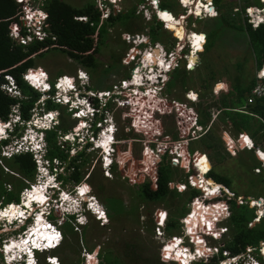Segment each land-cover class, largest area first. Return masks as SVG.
<instances>
[{"label": "rangeland", "instance_id": "1", "mask_svg": "<svg viewBox=\"0 0 264 264\" xmlns=\"http://www.w3.org/2000/svg\"><path fill=\"white\" fill-rule=\"evenodd\" d=\"M40 1L41 0H22L21 10L26 11L25 7L29 5L28 7L33 9L32 11H35V14H40L42 13L41 11H43V9L39 7ZM65 1L71 5L77 6L85 0ZM144 1L145 0H119L115 6L108 2L111 4L109 9H103L105 13L109 12V10H114L116 13L120 11L123 14L129 12L130 9L135 11L133 15L127 18L122 16L113 23L114 25H109L107 29L108 33L105 38L106 42L100 46L99 52L95 55L99 62L97 67L89 70L74 58L69 57L65 52L59 49H49L43 55H32L35 65L28 69V71L32 70V73L46 72L48 79H55L62 74H67L69 76L74 75L76 70L82 69L88 75L89 88L94 91L111 89L113 83H118L119 80L126 78L128 75L130 76L134 64L128 55L131 44L127 43L124 36L126 34L136 35L140 32L145 34V32L149 31L150 27L148 26L153 23V20H158L155 12L150 10L146 16L142 13H136L135 5H141L142 3L140 7L145 6V4H143ZM166 1L174 3L172 7L167 8L171 10L174 15L180 13L178 17L181 19L183 18V21L175 25V27L169 22L171 30L164 27L161 28L159 30V38L157 39V41L165 45L167 49L168 46L173 44L175 46L174 51L178 54V57H181V59H178L179 66L166 75V80L169 81L167 84L169 90L166 96L175 99L176 102L173 103L171 108L168 105L169 101L166 102L170 111L167 109L168 111H165V113L163 110H160L161 107L154 106H152L151 109L138 107L133 111L125 112L124 110H118L114 113L118 128L116 133L118 142L115 155L112 157L114 164L112 163L113 165L110 166L109 173L102 167V163L106 160V157L102 156L103 160L101 161L99 150H90V148L85 149L86 159L79 158L77 161L82 162L80 168L82 178L78 183L88 184L90 186L91 191L96 196V203H98L101 208L105 209V218L100 222L94 219L93 216H89L88 223L84 226H75L76 224L73 225L71 223L72 227L70 225H65V223L60 226V223L57 221L62 222L64 217H59L60 213L58 210L53 211L52 218H50L51 221L56 222V225L60 226L62 232H66H63V240L59 247L53 251L37 255V264H48L45 261V257L48 254L57 256L59 258V264H85L83 255L86 251L90 252L93 256L95 255L98 259V264H177L174 263L170 257H167L168 252L163 253L160 251L161 245H159V242L154 237V226L157 217L155 213L156 210H165L168 221L170 213L176 211V206H179L183 202V198L166 196L161 201L150 202L146 200L142 202L138 192L143 181L155 180L156 167L155 164L153 166L152 163L154 162L153 160H155V163H159L157 161H159L162 154H164L166 146H173V144L178 146V143H180L179 146L181 147L188 145L191 151L195 150L194 154L198 153L195 160L197 164H205V162L210 164L206 156L199 153L204 151L210 158L211 165L215 171L231 178L232 184L230 187L236 190L237 193L245 197L260 196L264 198V164L261 165V162L256 159V162L261 165V173L259 172V174H255V167L253 168L255 173H252L249 167L241 166L238 160L245 159L251 163L253 159L256 158L254 155L255 153L247 150L246 147L245 149L239 150L236 148L235 151L234 146H237V142L241 141V138L239 135H236V138L234 137L235 131L226 119L224 122H221V119H224L223 117L220 120L216 118L215 122L212 124L211 133H214V135L217 134L221 142L217 146V150L206 148V144L208 146L209 142H217L216 138L209 139L205 137V139L202 140V138L199 137L192 141L188 138L187 140L182 139L186 131L187 115L198 114V105L194 102L195 100L191 98L189 95L190 93L194 94L196 98L197 95H200V101L203 100V103H208L212 100H217L221 94L225 92L224 90L231 89V87L237 83L245 85L256 74L255 52L247 40L248 37L243 31V28L230 27L226 22H233V24L236 25L243 24L245 26L246 21L243 22L242 13L235 12V8L241 7L243 11V7L246 4L261 6L262 3L260 0H219L221 6L218 8L217 16L203 17V13H199L201 14L200 16L195 15V8L199 4V6L202 7V2L206 0H190L195 6L188 5L190 7L189 15H187L184 8L181 6L180 0ZM111 13L112 12H110V14ZM164 14H167L171 18H177L169 12H164ZM219 15L222 16L218 18ZM232 17L234 21H230ZM36 25L39 27L36 33L38 37L41 38L43 36V33L40 31L41 25L37 23ZM14 26L15 24L12 25V33L17 36L20 27L17 25L18 27L14 28ZM181 26L183 29L180 30ZM191 31H195L193 34L195 38L201 36L203 39L204 34L198 32H206L208 35V42H212L213 46L208 50L205 48L202 49L204 42L202 39L199 47H196V52L199 53L197 57L198 62L194 67L191 63L190 69H192V67L193 69L187 70L184 67V59L189 52V43L186 37ZM94 36L97 38L96 33ZM195 38L192 39L196 44L197 41ZM139 59L140 56L138 57V60ZM177 72L179 76L173 80ZM219 85H223V87H218ZM17 94L20 95L18 92ZM246 98L247 96L245 97V103L241 106H237V108L241 109L245 107ZM41 99L42 97H39L38 101ZM177 103L178 105H176ZM180 104H182L181 108L177 109ZM36 105L37 104L30 110L31 113L32 110L36 111L35 114H31V117L36 120H41L40 115L48 110L45 109L44 106ZM58 111L59 114L57 113L55 116H58L60 124L63 122L64 127H67L68 130H71L74 126H81V124H79L80 121L68 116L65 107L58 106ZM146 111L151 112L152 117L142 124L141 117L145 115ZM133 112H137V114L133 115ZM214 113H216L215 108ZM135 116L138 119L137 123L134 121ZM43 118V120L50 122L49 116L48 119L45 117ZM38 122L41 124L40 121ZM260 122L263 124L262 120H260ZM146 124L152 127L149 128ZM155 130L163 132V134L159 135L156 144V148L160 151L157 152L154 150L152 152L145 149L144 153H142L140 165H138V158L141 150H143L145 137L154 134ZM204 131L205 130L200 132L202 133ZM22 132H24V128L19 129V134ZM171 132H177L179 138L173 139ZM201 133H197V136H200ZM153 136L155 135H152V137ZM138 137L142 140H138ZM154 140H156V137L152 139V141ZM58 141L61 143L62 149L68 152L69 156H75L77 151L82 150L81 146H78L74 150L71 149L69 147L70 143L63 142L60 138ZM256 141L264 151V136H258ZM169 159L172 162L171 156ZM59 160L60 159H58V161ZM68 161L69 160H62L61 164L67 165ZM6 162L7 158L0 157V168L3 170L2 175L9 180L5 181L4 186L8 187L9 182H12L10 184L13 188V182L18 181L17 178H19L18 176L21 177V175L16 172L15 168L9 166ZM171 164L174 166L173 170L175 173L172 179V188L183 195L187 187L184 185V182L180 180V175L186 171L185 169H188L187 164H189V168L192 169L193 172L196 173V171L185 157H182V162L179 164L174 162ZM183 164L185 167H183ZM41 180V175H37L36 168L34 178L32 180L24 179V182L30 186V184L33 183L38 184ZM72 184H74V182L68 181L65 186H70ZM83 186L85 187V185ZM32 189H34V186H32ZM22 197H24V194L21 192L20 199H22ZM24 201L26 203L28 202L27 197H25ZM247 208L252 209L250 207ZM196 211L200 213L201 208L196 209ZM12 216H15V214L11 215V217ZM204 216L210 217L211 210L207 209ZM191 219L193 225L199 224L200 217L198 215L192 216ZM19 226L20 224H14L3 228V234L0 235L2 237L1 242L3 238L6 241L7 239L18 237L17 232H21ZM180 230L181 226L176 233H179ZM172 233H175V231H172ZM166 234L168 233L166 232ZM196 234L197 228H192V237L196 238ZM163 241L165 242L166 238ZM198 242H200V240L196 241L197 244ZM171 246L168 247L167 250H175L182 256L184 262H186L187 257H190L187 253L183 254L181 249H172ZM90 260L93 259L91 258Z\"/></svg>", "mask_w": 264, "mask_h": 264}, {"label": "trees", "instance_id": "2", "mask_svg": "<svg viewBox=\"0 0 264 264\" xmlns=\"http://www.w3.org/2000/svg\"><path fill=\"white\" fill-rule=\"evenodd\" d=\"M171 3L166 0H160L162 8L168 9L167 7H172L174 3ZM213 4L217 10L221 6L219 0H213ZM39 7L46 13L45 23L43 24L46 36L39 38L37 33H32V39L22 43L11 34L13 24L20 27V38H25L28 33V30L24 26L21 4L17 0H0V117L3 119L7 118L13 104H18L21 116L26 120L29 119L31 115L30 110L39 100L40 93L22 77L24 72L35 65L33 54L43 55L49 49H59L69 57L77 60L82 66L89 70L93 69L99 64L95 55L99 52L100 46L106 42L105 38L109 25H114L113 23L122 16L127 18L134 14V10L130 9L129 12L124 14L122 12L116 15L110 14L107 19L101 22L100 11L94 0L82 1L77 6L67 3L65 0H41ZM165 12L167 11L165 10ZM78 16H86L87 20H79L76 18ZM221 16L219 15L218 18ZM230 21H234V18L232 17ZM226 23L230 27L243 28V31L248 37L247 40L254 49L256 67L259 68L264 63V23L256 28H252L250 24L244 26L243 24L236 25L228 21ZM150 28L153 39H158L160 34L158 31L161 29L159 22L154 21ZM95 33L97 34V38L94 36ZM212 46V42H208L207 35L205 49L208 50ZM5 75L12 76L19 90V96H14L2 88V84L7 83ZM177 76L178 72L177 75L175 74V78ZM255 81L256 77L254 75L245 85L237 83L231 89L224 90L225 92L217 100H212L208 103H203V100L200 101L201 96H198V125L204 127V130L208 127L200 137L202 140L205 137L209 139L216 138L217 140L215 143L209 142L208 146L206 144V148L217 150V146L221 143L218 135L211 133L214 122L209 125L211 119L210 108L212 107L220 110L217 120L223 117L224 119H221V122H224L226 119L232 125L235 131L234 136L242 135L243 131H245L255 139V145H258L256 141L258 136H264L263 124L258 118L252 115L233 110V108H237V106L245 103V97L249 94ZM44 105L46 109L56 108V104L50 100H46ZM247 110L264 116V104L260 100L249 104ZM136 114L135 112L133 115ZM137 120L135 116L134 121L136 123ZM67 129V127H64L63 122H61L56 129L47 131L48 157L51 159L59 158L61 160H69L66 166L72 168V170L63 179L66 182H79L82 178L80 170L82 162L77 161L79 158L86 159V153L85 149H82L75 156H69L68 152L62 149L61 144L57 140L58 130L65 132ZM178 135L177 132H171L173 139H178ZM187 135L183 136L185 137ZM240 146L242 147V144ZM190 152L193 154L195 150H190ZM169 157L167 152L162 154L157 166V178L154 181H143L138 192L142 202L146 200L150 202L161 201L166 196L183 198V202L179 206H176L175 212L170 213V217L165 224V230L168 233H172V231L179 229V218L186 211V203L194 195L198 194L199 190L191 186L192 180L198 178V176L189 168V165L187 166L188 169H185L186 171L180 175V180L184 182V185L188 189L186 188L185 193L181 195V193L172 188V179L175 173L173 170L174 166H172ZM135 160L137 161L136 158ZM238 161L241 166L249 167L252 173H255L253 171L254 167L260 166L256 162V158L251 163L245 159ZM6 163L15 168L21 177L18 176L20 179L17 178L18 181L13 182V188L10 184L12 182H9V186L5 187V181L9 180L6 177L4 178L2 175L3 170L0 168V207L10 202L18 203L21 191L23 188L28 187L24 179L32 180L36 171L35 162L29 153L16 154L8 158ZM195 164L200 174L210 168V164L207 162L205 164H197L196 162ZM206 177L208 180L222 183L224 186L230 187L232 184L230 177L216 172L214 168L206 174ZM200 187L203 190H207V192H213V190H209L210 186H207L205 181L200 182ZM228 202L230 203L231 211L226 221L229 227L227 247L233 252H239L248 246L256 247L261 240H264V214L258 222L252 224L251 222L258 212L255 207H250L248 204H240L235 198H230ZM247 207L252 209H248ZM68 221L65 222V225L71 226L70 221ZM88 263H95V259L90 260Z\"/></svg>", "mask_w": 264, "mask_h": 264}, {"label": "clouds", "instance_id": "3", "mask_svg": "<svg viewBox=\"0 0 264 264\" xmlns=\"http://www.w3.org/2000/svg\"><path fill=\"white\" fill-rule=\"evenodd\" d=\"M21 2L22 1H20L19 3L21 4ZM154 2H155V0H154ZM182 2L188 3L189 0H182ZM260 2L263 5V2L261 0H260ZM208 3L211 4V0H208ZM190 5L192 6L193 4L191 3ZM247 5H252V4H246L244 6H247ZM26 6H29V5H26ZM254 6H257V5H254ZM197 7L199 8L200 6L198 5ZM135 8H136V5H135ZM161 8H162V6H161ZM243 9H244V7H243ZM163 10H166L167 12L171 13L174 17H178L180 14V13H177L176 15H174L170 10H168L166 8H163ZM21 11H22L21 13L23 14V10H21ZM41 12L42 13H40V14H34V15L37 19V24L41 25L40 31L44 32L43 24L45 23L46 13L44 11H41ZM236 12H239V11H236ZM118 13H120V12H117L116 14H118ZM111 14H113V12ZM116 14H113V15H116ZM197 14H199V12H197ZM210 14L215 15L216 13H215V11H211ZM217 14H218V10H217ZM100 15H101V11H100ZM41 17H43V18H41ZM78 17H82V16H78ZM78 17H76V18L79 19ZM84 17H86V16H84ZM107 18H105V19H107ZM100 19H101V17H100ZM105 19H101V20H105ZM79 20H83V19H79ZM86 20H87V18H85V20H83V21H86ZM154 21L159 22V24L161 25V28H163L162 20H160L158 18V20L154 19L153 23H154ZM262 23H264V22L263 21L260 22L259 25ZM246 24H248V23H246ZM148 27H151V25ZM164 28L171 30L170 27H164ZM252 28H256V27H252ZM18 30H19V34L17 36H15L12 33V29H11V34L14 36V38L20 39V28ZM36 30H39V27L36 25V21H35V25L32 28L31 35H32V33H36ZM200 33L204 34V42L202 45V49H203L206 46L207 34L204 31H202ZM149 35H150V38H151L153 43L159 42V41H157V39H153V36L151 33V28L149 29ZM31 39H32V36H31ZM31 39L27 38L25 42H27ZM20 42H22V41H20ZM25 42H22V43H25ZM187 42L189 43V49H190V41L188 38H187ZM172 46L174 47V45L172 44L171 46H168V49H167L165 47V45H163L162 48L166 49V51L168 52ZM157 51H158V47H157ZM256 70H257L256 74H257V72L260 73V71L262 70L263 72H261L260 75H264V63L259 68L256 67ZM30 73L31 72L27 70L26 72H24L22 74V77L30 86H32L35 90H37L40 93L39 97H42V99L37 102V105H41V106L45 107L44 102L46 100H50L52 103L56 104V108L47 109L48 110L47 112H44L40 115L41 120L33 119L31 117V115H30V118L26 120L21 116L18 104H13L11 106V109H10V112H9L7 118L3 119L0 117V124L2 126H6V127H4L3 133L0 134V157L8 159V158H11L12 156H14L16 154L29 153L32 155V159L35 162V167L37 168V175H41V178H42V180L40 182H38V184L33 183V184H30V186L23 188V190L21 192L24 194V197H22V199H20V196H19V202L18 203L10 202V203H6L4 205H1V207H0V213L3 210H5L7 208V206L15 205V206L19 207V212H17L15 214V216L11 217V215L10 216L2 215L3 218H1V216H0V231H1L0 235L3 234V228H5L7 226H12L14 224H20L19 230H21V232H17L18 237L14 238V239H7L5 241L3 238L2 242H1L2 237L0 236V264H37V260H38L37 255L38 254L53 251L57 247L60 246V244L62 243V240H63V232H62L60 226L63 225V223H65L67 220H69L70 223L73 225L76 224L75 226H78V225L84 226L88 223L89 216H93L94 219H96L100 222L106 216L105 209L101 208L100 205L98 203H96V196L91 191L90 186L88 184H82V183L80 184L78 182H74V184H72L70 186H65L68 181L66 182L63 179V177L68 176L70 174L72 168H68L64 164L62 165L61 164L62 160L60 159L58 161L59 158H52L51 159L48 157V142L46 140V133L49 130L56 129L60 125V119H58V116H55V114H57V113L59 114L58 106L65 107V110H66L68 116L72 117L73 119L80 121L79 124H81V126H78V127L74 126L71 130L67 129L65 132H60L58 130L57 140L60 138V140H62L63 142L70 143L69 147L73 150L75 148H77L78 146H81L82 149H89L90 148V150H99L101 161L103 160L102 156L106 157V160L103 161V163H102V167L106 171L108 170L107 171L108 173H109L110 166L114 164L112 157L115 155L116 146H117V142H118V139L116 138V133H117L118 128H117V124L115 121L114 113L118 110H125V108H126L125 105H120L117 103L116 100H114V98L118 96L117 94H113L111 97H108L105 104L100 105L98 97H91L86 93L87 89L92 90L91 88L88 87L89 86L88 75H87V78L84 80V82H86V83H84V85H85V87H84V85L82 83L83 81L77 76V70L75 71L74 75H70V76L67 74L59 75L61 79L58 82L59 83L58 86H56L55 84H56L59 76L56 77L55 79H48V75L46 72H40L39 82L34 83L31 79H29ZM256 74H255V77H256ZM5 78L7 79V83H3L2 88L14 96H19L17 94V92L19 93V90H18L17 86L15 85L16 83H15L14 79L12 78V76L5 75ZM174 79H175V77L173 78V80ZM66 81H70L71 86H69L67 83H65ZM168 82H169L168 80L165 81L163 89L161 90L164 93L157 94V97H160V96L163 97V95H165L164 96L165 99L162 102H164L166 109H168V105L171 106V104L176 102L175 99H172V98H169L166 96V95H168V90H169L167 88ZM45 85H47V86L45 87ZM218 87H223V85H219ZM98 91H100V90H98ZM56 93H58L59 96L64 95L65 101L64 100L62 102L55 101L54 99H55ZM189 95L191 96V98L193 100H195L194 102L198 105L197 99H198V96H200V95H197V98L195 97L194 94L190 93ZM86 98H89L91 100L92 105H90L85 100ZM117 98H119V97H117ZM166 102H168V105L166 104ZM70 103L72 104V109L68 110V105ZM92 106L95 110H89L90 108H92ZM248 106H249V104H247V102H246L245 107H243L241 109L240 108H233V110L245 112L249 115H252V116L258 118L255 113L247 110ZM45 109H46V107H45ZM78 110H80L79 116L72 115L73 113L77 112ZM168 110L170 111V109H168ZM168 110H166V111H168ZM54 111H56V112H54ZM215 111L216 112L218 111V113H214V107H212L210 109L211 119H210L209 125L212 122H215L217 116L219 115L220 110L215 108ZM35 112L36 111L32 110L31 114H33V113L35 114ZM213 114H215V116H213ZM48 116H49L50 122H48L47 120H43L44 119L43 117L48 119ZM198 120H199V116H198ZM38 121H40L41 124ZM186 121H188V120H186ZM198 127H199V130H197V133H201L200 131H203L204 127H201L199 125H198ZM21 128H24V132L19 134V129H21ZM101 130H104V133L111 131L110 133L106 134L109 136V138H107L106 148L98 145V143H100L103 140V138L105 137L104 133H102ZM77 131H78V133L76 134L75 132H77ZM204 132H202L200 134V136ZM66 134H69L68 138L64 137ZM186 134H188V135L183 137L182 138L183 140L184 139L187 140V138H188L189 140L192 141V140L198 139L200 137V136H197V138L191 139V137H192L191 132L188 131ZM240 136L242 137L241 149H245V147H246L247 150L253 151L255 153L254 155H255L256 159L262 163V164L260 163L261 165H263L264 162H262V160L259 159V156L257 154L258 151H256V148L259 147V149L264 153V151L260 148V145L259 144L255 145V139L245 131H243L242 135H240ZM246 136L251 140V142L249 141V143H248L249 148L246 145L247 142H245V140H244V137H246ZM128 138H134V137H128ZM158 138H159V135H157V139L153 141L155 143L153 147H156ZM138 140H141V139L138 137ZM58 143H59V141H58ZM59 144H61V143H59ZM167 147L170 148L171 146H166V149H167ZM186 148L189 152V156H187V157L185 156V157H186V159H188L189 163H191L193 168L195 169V165L193 164V159L197 158L196 155L198 153L192 154L188 148V145L186 146ZM166 149L164 150V153L167 152L169 154V156L172 157V155ZM182 150L183 149H181L180 151H182ZM199 153L205 155L206 159L210 162V168L208 170H206V174H207L213 168L211 165L210 158L208 157L207 153H205L204 151H201ZM261 155H262V157H264V154H261ZM160 159H159V161H160ZM159 161H157V162H159ZM181 162H182V159H181ZM154 164L156 167V174L154 176V179H156L157 178L158 163H154ZM187 165H189V164H187ZM261 165L257 166V167H261ZM183 167H185L184 164H183ZM195 171H196V173L195 172L194 173L198 176L197 169H195ZM206 174L204 175V177H206ZM198 178H199V176H198ZM198 178H195V179H198ZM48 179H49V181H48ZM214 182L217 185H222L224 188H227L230 191H233V193L235 195H241L237 192H234V189L231 187L224 186V184L216 182V181H214ZM75 183H77V184H75ZM36 185L37 186L38 185L43 186L45 188L44 200L41 201V200H36L35 198H33L30 202V205H25L23 202V199L30 194L29 192L32 190V186L35 187ZM83 185H85L87 191L85 193L81 194L80 189H81V187H83ZM191 186H192V184H191ZM192 187H194V186H192ZM194 188L198 189L199 193L201 192V187H194ZM222 192L225 193V196L227 195V193L224 191V189H222ZM64 196H67V197H64ZM68 198H70V199L66 200ZM22 204H24V205H22ZM55 210L59 211V213H60L59 217H62V216L64 217V220L62 222L57 221L58 223H60L59 224L60 226L56 225V222H53L50 219L52 217L53 211H55ZM102 210L104 211V213L102 212ZM186 210H187V208H186ZM9 214H11V212ZM39 214H41V216H42V214H44V219H43L44 223H42V224L47 225L48 228L52 229L55 232L51 237L48 238L49 241L47 238L36 239L35 241H31L28 237L29 233L32 231L31 228L35 225V222H36ZM9 217H11V218L9 219ZM166 222H167V220H166ZM256 222H258V221H256ZM254 223L252 221V224H254ZM179 224H180V222H179ZM23 226H25V227L22 229ZM180 226H181V224H180ZM180 226H179V229H180ZM179 229H176L175 233L178 232ZM168 234H174V233H168ZM12 241L20 243L22 245V247H24L23 250H21V251L17 250V251H13V252L12 251L9 252L7 250V252H5V248H7L12 243ZM5 245H7V247H5ZM192 255L193 254L191 253L190 254L191 257L187 258L185 264H199L198 260L195 257H192ZM5 256H7V258L9 257L10 261H6ZM56 257L57 256H55V255L52 256V255L48 254L45 257V261L48 264H56L55 261H52V259L58 258V257L57 258ZM91 258L95 259V263H92V264H98V259L95 257V255L93 256L90 252L86 251L85 254L83 255L84 263L89 264L88 262L90 261ZM171 260L174 263H177L176 259L171 258ZM58 262H59V260H58Z\"/></svg>", "mask_w": 264, "mask_h": 264}, {"label": "built area", "instance_id": "4", "mask_svg": "<svg viewBox=\"0 0 264 264\" xmlns=\"http://www.w3.org/2000/svg\"><path fill=\"white\" fill-rule=\"evenodd\" d=\"M22 1V0H17ZM263 2L262 6H254V5H247L244 6V9L242 11L241 7H236L235 12L239 11L240 14L242 13V20L243 22L246 21V23L250 24L252 27H257L260 22H264V0H261ZM98 9L101 11V19H105L110 15V12H113V14H116L114 10H109V12L105 13L103 9H109L112 3L114 6L119 0H95ZM109 2V3H108ZM181 6L184 8L187 15H189L190 11V4L183 3L182 0H180ZM204 3V8L201 9V12L203 13V17H211L217 15L216 7L213 4V1L211 0V4L208 3V0L202 2ZM145 6L136 5V13H142L144 16L147 15L150 11L155 12L157 17L162 20L163 27H169L167 24V21H165L160 15L159 12L165 11L163 8H161L160 0H145L143 2ZM189 5V6H188ZM213 6V10L215 11V15L210 14L209 7ZM26 11H23V20L24 25L26 29L28 30V33L26 34L25 38H20L19 40L22 42H25L27 38L31 39V32L32 28L35 25V21L37 23V19L35 17V11H32L31 8L28 6L25 7ZM215 8V10H214ZM150 10V11H149ZM120 12V11H119ZM196 12V11H195ZM196 16H200L201 14H195ZM105 17V18H104ZM79 19H85L86 17H78ZM18 27L17 25L14 26ZM37 32V31H36ZM44 37L46 34L44 32ZM200 33V32H198ZM202 34V33H200ZM41 37V38H42ZM125 40L127 43L131 44V47H129L128 55L130 59L132 60L133 67L130 72V76L127 78L121 79L118 81V83H113L111 89H105L100 91H93V90H86V93L91 97H98L99 98V104L103 105L107 101L108 97H111L113 94H117L119 98L115 97L114 100L117 101L120 105H125V112L133 111L134 109L141 107V108H149L151 109L152 106L154 107H161L160 110H163L164 112L167 110L164 102H162L165 99V95L157 97V94L164 93L161 90L163 89V86L165 84L166 75L169 72H172L174 69H176L179 66V60L181 57H178V54L174 51V47L172 46L171 49L167 52L166 49H163V44L160 42H152L149 31L145 32L143 34L142 32L137 33L136 35H129L126 34ZM204 41V39H203ZM158 47V51L155 50ZM142 48V49H141ZM148 48V49H145ZM191 42H190V49L188 53H191ZM188 53L185 56L184 59V67L187 70H192L193 67L196 65L198 60L193 64L192 69H190V63L188 62ZM197 56L198 53L196 52ZM140 56V59L138 60V57ZM263 72L262 70L260 73ZM138 75V82H133L134 74ZM260 73L257 72L256 74V81L251 87L249 94L247 95L246 102L247 104H252L255 101H261V103L264 104V75H260ZM77 76L83 81L87 78V73L83 71L82 69L77 70ZM159 76V77H158ZM60 76L57 79L56 86L59 85ZM134 83V84H133ZM85 87V85H84ZM55 101L62 102L64 99V95L59 96L58 93L55 94ZM90 105H92V102L89 98L85 99ZM178 105V103L176 104ZM173 104H171L170 107H172ZM182 106L180 104L177 109H179ZM72 109V104L70 103L68 105V110ZM89 110H95L92 106ZM149 111V110H148ZM191 111V110H189ZM135 112H133L134 114ZM218 113V111L216 112ZM72 115H80V110L73 113ZM215 116V114H213ZM256 116L262 120L264 124V117L256 114ZM150 117H152L151 112L145 113L141 117L142 124L145 123L146 120H149ZM188 121L186 122V131L191 132V139L197 138V130H199L198 127V114L195 113L193 115H187ZM187 120V119H186ZM155 122V121H154ZM147 127H152L149 124H146ZM145 128V127H144ZM159 128V127H157ZM102 133H104V130H101ZM76 134L78 133L75 132ZM160 132L158 130H155L154 134H159ZM150 135L149 137H151ZM65 138L69 137V134H66L64 136ZM157 139V135L154 136ZM247 137V136H246ZM147 137H145L146 139ZM248 141L251 142V140L247 137ZM180 143H178V146H171L170 148L167 147L166 150L169 151V153L172 155L171 160L174 163L179 164L181 162V157H187L189 156V152L185 147L179 146ZM247 147L249 148L248 143H246ZM146 149L148 151H154L156 150L159 152L156 147H150L147 148V145H145ZM153 149V150H152ZM183 149L182 151H180ZM256 151H260L259 147L256 148ZM151 152V153H152ZM184 155V156H183ZM185 157V158H186ZM153 159V158H152ZM196 158L193 159V164L195 165V169H197ZM153 165L155 163V160H153ZM262 164V163H261ZM261 170V167H255L254 171L256 173H259ZM108 171V170H107ZM197 174L199 176L198 179H193L191 184L194 187H200V182L205 181L207 183V186H210L213 190V192H207V190H203L201 188V192L199 194L194 195L190 201L186 203V212L183 214V216L179 219V222L181 224V230L179 233L174 234H166L164 228H165V221L167 220V213L165 210L163 211H156L155 215L156 221L154 226V237L159 242V245H161L160 251L163 253H167V257L176 259L177 264H185L182 256H180L175 250H167L168 247H172V249L179 248L184 253H187L188 256L192 253V257H195L199 264H207V262L215 255L219 254L221 258L218 260V262H221L220 264H264V240H261L256 247H246L245 249L240 250L239 252H233L230 248L227 247L228 240H229V227L226 224L227 218L230 215V203L228 200L230 198H235V200L240 204H248L250 207H255L257 212L256 217H254V221H259V219L264 214V198L262 197H245L242 195H235L233 191H230L227 188H224L222 185H217L214 181L207 180L204 175L206 174V171L202 174L199 173V170L197 169ZM222 189L227 193L225 196V193L222 192ZM224 195V198H223ZM226 197V198H225ZM201 208V212L198 213L196 209ZM211 210V216L205 217L204 214L206 213V210ZM104 213V211L102 210ZM198 215L200 217L199 224H192V216ZM99 217V216H98ZM252 223V222H251ZM250 223V224H251ZM192 228H197V236L196 238H193ZM166 238V241L163 240ZM197 240H200L198 244L196 243ZM179 242V243H177ZM7 247V245H5ZM5 252H7V248H5ZM6 261H10V258L7 256ZM191 257V256H190ZM212 261H217L215 258H212ZM216 264V263H215Z\"/></svg>", "mask_w": 264, "mask_h": 264}, {"label": "bare ground", "instance_id": "5", "mask_svg": "<svg viewBox=\"0 0 264 264\" xmlns=\"http://www.w3.org/2000/svg\"><path fill=\"white\" fill-rule=\"evenodd\" d=\"M189 2H190V0H189ZM187 3V4H190V3ZM185 4V3H184ZM193 5L195 6V4L193 3ZM197 5V4H196ZM200 5V4H199ZM203 6H204V3H203ZM202 6V7H203ZM202 7L200 6L199 8L198 7H196L195 8V11L196 12H201V9H202ZM204 8V7H203ZM193 9H194V7H193ZM215 10V9H214ZM165 12V11H164ZM164 12L163 11H161L160 10V12H159V15L164 19ZM176 19V20H175ZM165 20V19H164ZM165 21H167V23H168V26H169V22L170 23H172L173 25V27H175V25H178V24H180L181 23V21H183V18L181 19L180 17H177V18H171L170 20L168 19V20H165ZM181 29H183V27L181 26L180 27V30ZM194 31H192L190 34H187V38L189 39V41L191 42V53H188V62L191 64H194L196 61H197V54L195 53L196 52V45H197V43H198V41L196 42V44L194 43V40L192 39V38H195L194 37ZM198 34V33H197ZM199 35V34H198ZM189 36H191V37H189ZM200 36V35H199ZM200 42L201 41H199V44H200ZM32 76H36V77H38L39 78V76H40V72H38V73H30V75H29V79H30V77H32ZM39 80H40V78H39ZM133 82L134 83H136V82H138V75L135 73L134 74V77H133ZM133 83V84H134ZM53 115V114H52ZM0 126H2L1 124H0ZM111 132V131H110ZM110 132H107V133H104V138H103V140L100 142V143H98V145H100V146H102V147H105L106 148V144H107V138H109V136L108 135H106V134H108V133H110ZM257 154H259V158L262 160V162H264V157H262V155L261 154H263V153H260V151L257 153ZM49 181V180H48ZM81 188H84V187H81ZM209 190H212V188L211 187H209ZM30 194L28 195V196H26L27 197V199H28V202L26 203L25 201H24V199H23V202H24V204L25 205H30V202H31V200L33 199V198H35L36 200H44V194H45V188L43 187V186H36V187H34V189H32L30 192H29ZM64 197H67V196H64ZM70 198H68V199H66V200H69ZM24 204H22V205H24ZM8 212V213H7ZM9 212H11V214H9ZM17 212H19V207H17V206H15V205H11V206H7V208L5 209V210H3L0 214H3V213H7L6 215H8V216H10V215H13V214H16ZM1 217H2V215H0ZM9 219H10V217H9ZM43 219H44V214H42V216H41V214H39L38 215V218H37V220H36V222H35V225L31 228V232L29 233V239L31 240V241H35L36 239H44V238H49V237H51L55 232L52 230V229H50V228H48V226L47 225H43L42 223H44V221H43ZM48 241H49V239H48ZM23 244V243H22ZM23 248L24 247H22V245L20 244V243H18V242H14V241H12V243L7 247V250L9 251V252H13V251H17V250H19V251H21V250H23ZM57 258V257H56ZM188 258V257H187ZM186 259V258H185ZM58 258L57 259H52V261H55L56 262V264H59V262H58ZM187 260V259H186Z\"/></svg>", "mask_w": 264, "mask_h": 264}, {"label": "flooded vegetation", "instance_id": "6", "mask_svg": "<svg viewBox=\"0 0 264 264\" xmlns=\"http://www.w3.org/2000/svg\"><path fill=\"white\" fill-rule=\"evenodd\" d=\"M129 76V75H128ZM127 76V77H128ZM126 77V78H127ZM161 134H163V132L161 131L159 134H156V135H161ZM155 135V136H156ZM154 138V136L153 137H147L146 139H145V142H143V150H141V153H140V156H139V159H138V165H140V160H141V157H142V153H144V151H145V149H146V147H145V145H147V148H150V147H153L154 146V142L152 141V139ZM142 140V139H141ZM153 150V149H152ZM152 165H153V163H152ZM154 166V165H153ZM212 258H215L217 261H212ZM208 262H207V264H220L221 262H218V260L221 258V256L219 255V254H215L213 257H212Z\"/></svg>", "mask_w": 264, "mask_h": 264}, {"label": "snow or ice", "instance_id": "7", "mask_svg": "<svg viewBox=\"0 0 264 264\" xmlns=\"http://www.w3.org/2000/svg\"><path fill=\"white\" fill-rule=\"evenodd\" d=\"M164 18H165V19H169V20L171 19V17L168 16L167 14H164ZM195 39H196V41H201L203 38H202V37H196ZM196 46L199 47V43H197ZM30 79H31L34 83H38V82H39V78L36 77V76H32V77H30ZM65 83H67L69 86H71V82H70V81H66ZM46 86H47V85H45V87H46ZM4 127H6V126H0V134L3 133ZM244 140H245V142L249 143L247 137H244ZM86 191H87V190H86V187L80 189L81 194L85 193ZM6 214H7V213H3V214H0V215H6ZM177 243H179V242H177Z\"/></svg>", "mask_w": 264, "mask_h": 264}, {"label": "crops", "instance_id": "8", "mask_svg": "<svg viewBox=\"0 0 264 264\" xmlns=\"http://www.w3.org/2000/svg\"><path fill=\"white\" fill-rule=\"evenodd\" d=\"M215 9V8H214ZM201 37V36H200ZM236 136V135H235ZM234 136V137H235ZM240 136V135H239ZM236 138V137H235ZM240 138L242 139V137L240 136ZM237 140V139H236ZM241 141H239V142H237V146L235 147L234 146V148H235V151H236V148H237V150H239V149H241ZM260 153H263L261 150H260ZM264 154V153H263ZM258 156H259V154H258ZM260 159V158H259ZM84 187V186H83Z\"/></svg>", "mask_w": 264, "mask_h": 264}, {"label": "water", "instance_id": "9", "mask_svg": "<svg viewBox=\"0 0 264 264\" xmlns=\"http://www.w3.org/2000/svg\"><path fill=\"white\" fill-rule=\"evenodd\" d=\"M209 10H210V11L213 10V6H210V7H209ZM254 222H256V221L253 220V223H254Z\"/></svg>", "mask_w": 264, "mask_h": 264}]
</instances>
